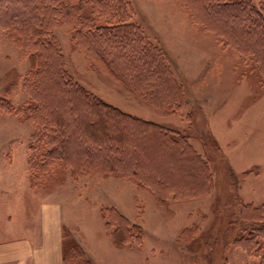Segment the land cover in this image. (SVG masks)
I'll use <instances>...</instances> for the list:
<instances>
[{"label":"rangeland","instance_id":"374dc122","mask_svg":"<svg viewBox=\"0 0 264 264\" xmlns=\"http://www.w3.org/2000/svg\"><path fill=\"white\" fill-rule=\"evenodd\" d=\"M249 1L264 9V0ZM129 2L131 22L165 55L171 78L182 87L178 108L154 106L114 80L85 57L72 42V31L60 23L55 36L66 69L94 96L168 129L170 139L192 150L182 155L162 145L166 152L158 151L157 139L139 141L146 146L137 154L143 162L140 174L148 180L144 185L112 174L74 179L70 171L57 167L34 179L28 167L33 124L0 112V125L23 129L14 148L16 164L9 165L12 174L6 175V197L14 188L32 190L37 195L33 206L40 208L47 201L60 205L67 264H73L75 250L79 260L90 264H261L255 255L264 256V248L251 252L245 242L264 227V215L259 220L240 218L242 207L264 206V77L259 66L194 24L180 0ZM0 64V99L15 109L25 107L29 59L4 32ZM19 173L28 175L30 188ZM157 173L164 174L167 183L159 185L153 178ZM150 185L159 189L161 200ZM181 190L183 194L175 192ZM119 215L128 220L131 235L121 247L111 236L115 228L106 226Z\"/></svg>","mask_w":264,"mask_h":264},{"label":"trees","instance_id":"16d2710c","mask_svg":"<svg viewBox=\"0 0 264 264\" xmlns=\"http://www.w3.org/2000/svg\"><path fill=\"white\" fill-rule=\"evenodd\" d=\"M180 2L194 24L215 34L221 45L252 58L264 77L263 8L249 0ZM132 15L129 0H0V32L22 49L30 63L23 81L29 96L27 105L15 109L8 100L0 99V112L25 117L35 128L28 158L32 178L57 167L70 171L74 179L87 174H112L144 185L148 180L140 174L143 162L137 154L146 146L139 141L157 139L158 151L166 152L162 145L182 155L192 150L184 142L170 139L168 129L135 118L94 96L66 69L55 36L60 23L72 31V42L85 57L114 80L154 106L178 108L183 100L182 87L171 78L165 55L131 22ZM153 178L159 185L167 183L164 174L157 173ZM150 188L161 200L159 189ZM262 215L264 206L250 205L242 207L240 218L259 220ZM106 226L115 228L111 236L116 246L129 243L127 219L119 215L116 222L108 220ZM250 234L246 246L261 252L264 227ZM76 255L75 250L73 264H90ZM255 256L264 264V256Z\"/></svg>","mask_w":264,"mask_h":264},{"label":"crops","instance_id":"0c3cea01","mask_svg":"<svg viewBox=\"0 0 264 264\" xmlns=\"http://www.w3.org/2000/svg\"><path fill=\"white\" fill-rule=\"evenodd\" d=\"M22 130L16 125L10 129L0 125V264H67L64 213L60 205L47 201L40 208L37 203L33 206L37 195L32 190L22 193L14 188L6 197V175L12 174L9 165L16 164L14 148ZM8 152L12 155L10 160ZM17 175L30 188L28 175Z\"/></svg>","mask_w":264,"mask_h":264}]
</instances>
